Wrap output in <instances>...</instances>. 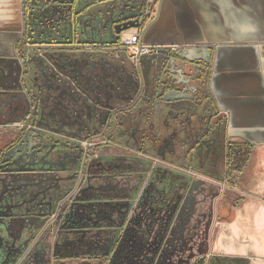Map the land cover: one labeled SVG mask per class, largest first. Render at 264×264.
<instances>
[{
	"label": "flooded vegetation",
	"instance_id": "1",
	"mask_svg": "<svg viewBox=\"0 0 264 264\" xmlns=\"http://www.w3.org/2000/svg\"><path fill=\"white\" fill-rule=\"evenodd\" d=\"M41 10L33 13L29 33L16 45V57L0 61V116L4 118L0 134L4 130L7 134L0 136V144L4 140L0 149V263L109 264L124 241L131 245L138 238L144 250L156 239L165 245L167 234H178L182 226L147 227L141 216L149 206L141 197L134 208L140 222L123 225V218L129 216L128 198L139 191L143 197L151 167L119 158L137 157L159 165L153 157L161 154L166 164L177 163L179 170L166 167L181 174L177 210L189 201L193 186L207 180L232 184L227 170L231 143L208 89L210 59L201 55L194 62L180 64L178 47L170 50L174 45L150 47L147 54L134 59L120 42L110 46L112 42L107 41L101 44L108 51V64L103 67L97 43L81 42L75 47L78 43L70 42L64 46L75 48L55 49L62 47L50 34L58 19L49 9ZM141 15L137 11L131 21L138 22ZM8 73L16 75V85L8 84ZM119 80L130 84L133 93L123 91ZM49 89L62 90V104L54 103ZM40 93L45 100L39 98ZM59 122L61 127H55ZM233 147L236 153L242 149L244 159L246 149L236 143ZM112 150L121 154L114 155ZM176 157L179 162H174ZM98 158L104 163L97 165L105 164L109 170L87 174L86 162ZM119 170L123 171L115 172ZM131 179L135 183L128 186ZM81 188L85 196H77ZM102 190L111 196L109 201L93 197ZM218 212H226V201ZM177 215L171 213V217ZM158 217H166V210ZM165 252L161 249L154 260L165 264Z\"/></svg>",
	"mask_w": 264,
	"mask_h": 264
},
{
	"label": "crops",
	"instance_id": "2",
	"mask_svg": "<svg viewBox=\"0 0 264 264\" xmlns=\"http://www.w3.org/2000/svg\"><path fill=\"white\" fill-rule=\"evenodd\" d=\"M41 1L0 0V61L16 57V45L29 33L35 11L51 13L57 7L62 11L53 13L58 22H67L64 30L68 28L71 43H78L75 47L82 43L103 47L107 41L111 46L139 32L142 45L178 47L180 64L194 62L198 55L210 59L213 109L224 123L228 140L246 149L243 164L232 170L231 187L238 197L226 203V216L219 222L226 223V234L231 229L236 233L233 225L248 215L262 235L261 245L255 248L258 254L251 248L244 253L226 248V258L264 264V204L245 202L238 210L246 195L264 188V0H94L93 5L71 0L61 6L55 5L57 0L44 1L46 6ZM137 11L142 13V23L122 31ZM61 46L55 49L75 48ZM237 176H246L247 183L236 181ZM247 241L246 236L240 242Z\"/></svg>",
	"mask_w": 264,
	"mask_h": 264
},
{
	"label": "rangeland",
	"instance_id": "3",
	"mask_svg": "<svg viewBox=\"0 0 264 264\" xmlns=\"http://www.w3.org/2000/svg\"><path fill=\"white\" fill-rule=\"evenodd\" d=\"M50 1L51 0H49L48 2L50 3ZM63 1L66 2L67 0H57L55 2L56 4L55 3L54 4L57 6L58 5L61 6L63 4ZM102 1H106V0H101L100 2ZM93 2L94 0H87L86 3H89L88 5H93L92 4ZM59 8L60 7H57L56 9H54L53 12L57 13V12L62 11V9L56 11ZM48 22H51V19H49ZM65 23L67 22L54 21L53 30L55 32L57 31L62 32V30L65 29L64 27ZM50 34L53 35V32H50ZM99 48L102 49V52H103L102 60L103 62H105V64H103L104 65L103 67H105L108 64L107 62L108 59L105 56L106 53H108V51L106 50L105 47H99ZM82 56L85 57L84 55ZM39 65L41 66L40 63ZM15 77L16 75L14 73H12V75L8 73V84L16 85ZM119 85L122 88L125 87L123 88L124 89L123 91H127L128 93L129 90H131V94L133 93L132 86L130 84H127V82H125L124 80H119ZM12 89L15 90V88H12ZM48 91L52 93L51 97H53L54 103H57V104L63 103L64 97L61 93L62 90L49 89ZM39 98L45 100V96H43L41 93L39 95ZM82 110L86 115H88L86 113L87 109L86 110L82 109ZM54 113L57 114V113H60V111H58L57 109H54ZM134 114L135 113H133V115ZM90 116H92V114ZM82 118L86 119L84 116ZM0 122H4V118L3 117L1 118V116H0ZM61 124L62 122L55 123V127H59V126L61 127ZM41 128H43V126ZM5 132L6 130L3 131V134H0V136L2 135L1 138L7 136ZM3 143H4V140H2V143L0 144V149L3 146ZM230 143H231V146L227 148L228 149L227 170L231 171L232 173V170H234L233 166L237 163L242 164V162H244V159L242 158V154H241L242 149L241 150L238 149L236 153L235 148L233 147V143L232 142ZM93 145H92V148L95 147ZM133 147L137 149L136 145H134ZM112 154L120 155L121 151L112 150ZM139 154L143 155V153H139ZM161 156L162 155L160 154V155H156V157H153L155 158L153 162L158 163L159 165H153L152 163H147L144 160L139 159L137 157L135 159L128 158V156L119 158V160L121 161L123 160L124 161H129V160L135 161L136 160V164L138 163L142 164V167H151L150 172H149L150 178L147 179L149 181L145 182L147 191H145L143 197H142V193H140L139 191V187H137L136 190L139 191V193L134 192L128 198L127 207L129 208L130 206V209H128L129 210L128 220L130 222L127 220L126 218L127 215H126L125 218H123L122 220L123 225L124 226L128 225V227H131L134 225L137 226L138 222H140L141 220L140 213L134 214V212L136 211L135 210L136 201L139 199V197H141L143 198L145 202H147L149 206V209L145 210L146 212L143 211L142 216H141L143 217V220L144 219L146 220L147 227H152L154 225H159L160 227L162 226L169 227L170 225L171 226L177 225L178 228L181 226L182 228L178 234H175V232L170 233V234L168 233L167 234L168 239L167 241L164 242L165 245L163 244L161 246L160 240L157 241L156 239L151 244V247L149 248V246L147 245V249L145 250H144L145 248L144 245H142L141 243H140L141 245L138 244V238L135 241H133L131 245L126 244V241H124L123 243L119 244L117 248V253L115 254V257L113 258V260H111L109 264H143L144 262L145 264H150L153 262H154L153 264H162L161 259L154 260L155 256L161 249L163 251H166L165 252L166 254L163 255L162 257V258L165 257L164 259H162V260H166L165 264H247V261L245 260H240V259L233 260V259L226 258V248L230 250L231 252H242V253L246 252L247 250L251 248L254 254L255 253L258 254V252L255 251V248L256 247L258 248V246L261 245L262 235L259 234V232L255 230L256 227L252 223V219L249 218L248 215L243 216V218H239L233 225L234 229L238 232L231 233V230H232L231 229V230H228V233L226 234V223L219 222L220 220L219 218L221 216H226V212H222L219 214L218 209L220 208V205L223 201H226V203H228L233 197L234 198L238 197L235 191L231 188V182H228V184H224V183H218V182H209L207 180L206 183H202L195 188L194 186L191 187L187 195L189 198V201L184 202L185 205H183L182 203L181 209L179 208L177 210L178 205L180 204L179 192H180L181 185H180L179 177L181 176V174L175 171H172V170L173 169L179 170V168H177V165H176L177 163H174V162H179L180 159H177L176 157V159H174V162H171V163H174L175 165L174 164L170 165V163L166 164V162H163L160 158ZM115 160H118V159H115ZM99 162L104 163V159L98 158V159L88 160L85 165L86 173L92 175L94 173H99V172L104 173L107 170H109L105 166V164L97 165V163ZM166 167L172 170H169ZM120 171H123V170H119L115 172H120ZM231 173H230V177L232 178L233 176ZM144 174L146 175L145 172ZM193 175L196 176L195 174ZM259 177H261V175ZM159 178L160 180L157 181V179ZM238 179L241 183L242 181L244 183H247L248 181L246 176H244L243 178L242 177L239 178V176H237L235 178L236 181ZM122 183H124V181H122ZM133 183L135 182L132 181L131 179L127 184L128 186H130ZM142 189H143V186H142ZM261 189L262 188H257V190H254L253 194L246 195V197L243 200L244 202L238 203L239 204L238 210L241 211L244 208L242 205L245 202L253 203L254 205L264 204V188L262 190ZM83 190L84 189L81 188L79 192L77 193V196H80V195L85 196V193ZM108 190L109 189L107 188L106 191L108 192ZM122 190L123 189H119L118 193L120 192L122 193ZM106 191L105 190L98 191L97 193L98 195L93 194L94 195L93 197L99 196L100 198L104 196L103 198L109 201L111 199V196H109L108 194H105L107 193ZM169 200H172V201L169 202ZM163 210H166V217H158V215H160L161 211ZM171 213L172 215H174L175 213H178V215L176 217H171ZM133 214L134 216L131 217ZM65 218H66V213H65ZM43 221L45 222V226L48 225L49 221L47 220L46 217L43 219ZM45 226L42 229H38L36 234L42 233ZM138 236L140 237V235ZM157 236L159 239L160 235L158 234ZM246 236L249 239V241H247L248 243L247 244L241 243L240 241H242V239L244 240ZM148 250L150 251L148 252ZM26 251H28V249ZM174 251H176L177 253L173 254ZM260 255H263V253H260ZM160 256L161 254L157 258H159ZM170 260L171 261L173 260V262H170Z\"/></svg>",
	"mask_w": 264,
	"mask_h": 264
},
{
	"label": "built area",
	"instance_id": "4",
	"mask_svg": "<svg viewBox=\"0 0 264 264\" xmlns=\"http://www.w3.org/2000/svg\"><path fill=\"white\" fill-rule=\"evenodd\" d=\"M143 21V17H141L139 20H138V24H141ZM121 46L125 49H127L128 53L130 55H132L134 57V59L136 57H139V56H142V55H145L148 53L149 51V48L148 46H145V45H142L140 43V35H139V32L131 35L129 38H125L122 40L121 42ZM177 47L174 46L172 48H170L171 51H176Z\"/></svg>",
	"mask_w": 264,
	"mask_h": 264
},
{
	"label": "trees",
	"instance_id": "5",
	"mask_svg": "<svg viewBox=\"0 0 264 264\" xmlns=\"http://www.w3.org/2000/svg\"><path fill=\"white\" fill-rule=\"evenodd\" d=\"M75 1H74V3L75 4H78V5H82V4L86 3L85 0H75ZM66 2H68V5H70L71 0H67ZM51 37H53L52 39H53V41H54L55 44L62 45V44H67V43H70L71 42V37H70V33H69L68 28H67V31H65L63 29L62 32H60L58 36L51 35ZM118 43H119L118 41L117 42H114V44H118Z\"/></svg>",
	"mask_w": 264,
	"mask_h": 264
},
{
	"label": "water",
	"instance_id": "6",
	"mask_svg": "<svg viewBox=\"0 0 264 264\" xmlns=\"http://www.w3.org/2000/svg\"><path fill=\"white\" fill-rule=\"evenodd\" d=\"M136 27H137V21L136 22L135 21H129V22H126V23L123 24L121 30L125 31V30H129L131 28H136ZM159 53L164 54V53H166V51L160 50ZM136 64L138 65V63H136Z\"/></svg>",
	"mask_w": 264,
	"mask_h": 264
}]
</instances>
